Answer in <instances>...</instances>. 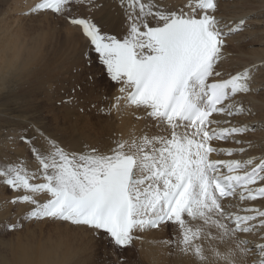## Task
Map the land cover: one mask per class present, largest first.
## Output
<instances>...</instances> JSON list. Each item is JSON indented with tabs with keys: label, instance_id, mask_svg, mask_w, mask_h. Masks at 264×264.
Segmentation results:
<instances>
[{
	"label": "snow or ice",
	"instance_id": "snow-or-ice-1",
	"mask_svg": "<svg viewBox=\"0 0 264 264\" xmlns=\"http://www.w3.org/2000/svg\"><path fill=\"white\" fill-rule=\"evenodd\" d=\"M73 2L41 0L31 12L64 15ZM120 4L126 23L119 37L103 32L91 19H66L82 27L110 80L119 85L121 95L113 98V106L119 109L123 99L125 106L145 110L166 125L170 135H145L127 150V142L116 141L105 152L92 148L83 153L66 151L49 139L50 148H32L39 165L35 171L22 165L0 168L3 183L19 193L11 202L32 205L26 220L68 222L109 238L117 248L131 245L134 232L172 224L179 237L162 243H174L179 253L193 256L198 264H264V243L256 245L258 258L250 260L249 241L237 235L253 232L257 225L250 222L258 218L264 229V211L248 208L244 211L249 214L240 215L232 211L233 204L223 202L237 189L241 201L264 197V157L259 162L212 158L213 153L231 156L245 151L212 143L241 144L236 134L248 131L246 125L213 116L233 117L245 111L235 97L251 90L253 69L231 75L221 68L224 37L242 30L244 21L225 31L212 14L217 0H188V11H169L144 0ZM89 79L94 80V74ZM37 193L50 196L38 200ZM190 220L202 224L193 227ZM22 227L19 222H4L12 231Z\"/></svg>",
	"mask_w": 264,
	"mask_h": 264
},
{
	"label": "bare ground",
	"instance_id": "bare-ground-1",
	"mask_svg": "<svg viewBox=\"0 0 264 264\" xmlns=\"http://www.w3.org/2000/svg\"><path fill=\"white\" fill-rule=\"evenodd\" d=\"M0 1H2V5H0V7L1 6L3 7L0 9V53H3L2 56H0V60L2 59V61L7 62V60L9 59L8 63L0 64V74H2V72H4V71L5 72L8 70L10 71V69H11V71L14 70V74H12L13 72L10 71L11 73L9 72L10 74L6 75L7 74V72H6L5 75L7 77L5 76L6 77L5 78L2 76L3 81H1V78H0V81L2 82V84H1L2 86H0V90H2V89H6V86L4 87V85H3L4 83L9 82V80L13 79V77H15V75L16 76L18 75V73H16V72H18L22 68H29L32 65H38L39 64V63L36 64V60H38L39 57L41 58V55L44 54V50L42 51V49H41L42 48L41 42L45 41V40H43V38L39 37V39H42L43 41L41 40V42L39 43V41H40L39 40V41H37L38 42V44H37L33 40H37L38 38L34 39V37H33V39L29 40L28 39L29 36L27 38H25V35L22 38L17 37L13 33V31L11 30V26H9L10 24L8 26L5 24L7 22V20H9V18L11 21L13 19L25 20V18L35 17V16L36 17L37 16L53 17V16H55V12L50 11V10H46V11L40 10L38 13H32L31 11H29V10H32L37 4H39L41 2V0H24L25 3L23 0H0ZM96 2H97L96 4H98V3H100V0H96ZM103 2H105V4H103L101 7H99L97 9L100 20L94 19V18H92V16L90 17V16H79V15L77 16L76 15V16H71V17H74V18L82 17L85 19H91L98 26L101 27L103 32H106L108 34H114V35H117L119 37L125 31V23H126V21H125V9L120 5V0H106V1L103 0ZM144 2H154L157 7H163L169 11H178L181 8H183L184 11H188V8L186 7L188 0H144ZM107 4H110V5H107ZM217 4H218L217 10L212 14L221 22L222 25L225 26V31H227L229 27H236L237 25H239L241 20L244 21V26H243L242 30H239L237 32H234L231 35L224 37L225 43H224V47L222 49V53H223V57H224L222 64H221L222 70L228 74H231V75H234L236 72L242 71L245 68H252L253 71L251 74L252 79L249 82L251 90L248 93L237 94V96L235 97V99L240 102L237 106L243 107L245 109V111L242 113H236L233 117H226L222 114L221 115H214V117L216 119H219L221 121L229 120L231 123H238L240 125H246L248 127V131L245 133L236 134V139L242 141L241 144L235 143L234 140H228V141H214V142H212L213 145L216 147H221V148L243 147L245 149V151L242 153L241 152L233 153L231 156H229L226 153L225 154L213 153L212 158L213 159H240L242 161L247 160L249 158H255V162H259L260 158L264 157V0H217ZM28 12H30V13H28ZM6 18H7V20L5 21ZM22 20H21V22H23ZM52 21H50V22L54 23ZM2 22H4V23H2ZM50 24L48 25L49 28H51L50 26H52V24L51 25ZM63 24H65L64 28L66 29V32H63V30H62L63 27L58 28V26L56 27L55 25H54L55 29H57V30H55L54 32L58 31V33H57L58 39L63 41V43L65 45L69 46L68 50L66 51L67 52L66 54L75 53L76 55H79L81 57L84 52H86V51L90 52L91 49L93 51V47L90 45L88 38L83 33L81 26L73 25L72 23H70L69 19H65ZM54 26H53V28H54ZM25 31L26 30L24 29V32ZM30 38H31V35H30ZM54 38H53V40H54ZM53 40H51V41L53 42ZM56 47H58V46H56ZM56 47L55 48L53 47V48L56 50ZM47 51H54V50L53 49H51V50L47 49ZM53 53H51V54L54 57V55H56L57 53H55V54H53ZM42 56H44V55H42ZM58 56H60V55H58ZM15 58L18 59V63H13ZM47 59H48V57L46 56V58L42 60L43 62L42 61L40 62L41 67L46 68L47 65H49ZM50 62H52V61H50ZM43 65H45L46 67ZM69 66H70V64H69ZM98 68H102V67L99 65ZM25 70L23 69V71H25ZM33 74H34V70H33ZM49 74H51V73H49ZM23 77H25V76L23 75ZM225 78H227V76H225ZM17 81H18V79H17ZM30 85H31V83H30ZM107 85H108L107 86V99L110 103L107 105V107L110 108L111 111L107 116V119H109L107 121V123H105V124L101 123L99 126V128H101L103 130V133L104 132L107 133V131H111V132L112 131H114V132L118 131V132L123 133L124 135L129 134L130 137H132V140L136 141V142H139L141 137H143L145 135H147L149 137L158 136V135H164V136L170 135V129H168L166 125L158 124L157 121H155L153 118L148 117L145 110H143L141 108H137L134 105L125 106V101L123 99L120 101V108L119 109L114 107L113 105L115 104V100L113 98L121 95V93H119V91H118L119 85H117L116 82H112L110 80V77L107 79ZM7 88H8V86H7ZM4 91L0 92V100H3V101H0L1 109L4 107L3 104H7L12 99L10 97L11 95L8 94L7 92L4 93ZM20 102H21V100H20ZM28 106L29 105L26 106L27 110H28ZM25 108H23V109H25ZM31 110H32V108H31ZM37 112H39V111H37ZM8 113H9V111H8ZM25 114H26V112H25ZM66 114H69L68 110H67ZM63 117L65 118L68 116H63ZM8 120L9 119H6V121H8ZM105 122H106V120H105ZM34 125H36V124H34ZM36 126H33V127H36ZM220 126L226 127L229 125L221 123ZM46 129L47 128H45V130ZM62 129H64V128H62ZM138 129H139V131H138ZM43 130H44V128H43ZM62 132H64V130ZM17 133H19V132H17V130H13V129L9 128V131L7 132V137H5V135H3V142H5V144H3L1 149L8 150V149H11V148L17 146V148L25 151V147H27L26 145H24V144H21L22 146L18 145V144H20V142L17 138V135H18ZM40 134H42V133H40ZM131 134H132V136H131ZM45 136H47V133H45ZM48 136L50 139L51 136L50 135H48ZM122 136H120V137H122ZM124 137L126 138V136H124ZM56 139H57V137H56ZM122 139H123V137H122ZM124 140H128V139H124ZM130 140H131V138H130ZM37 141H39V140H37ZM107 141H108V143L110 142L109 140H107ZM107 141L102 140L101 146L98 147L99 151L101 150V147L106 146ZM68 142H69V147H68L69 150H66V151H74V152L83 153V152L89 151L92 148H94V145L92 143L85 142V141H82L83 143H81L78 140H76V138L75 139L71 138ZM36 143H38V142H36ZM47 143L48 142H45V145ZM64 143H65V141H64ZM129 143L131 144V141H129ZM59 145H61V144H59ZM249 145H251V146H249ZM43 146H44V144H43ZM13 150L14 149H12V151ZM7 152H9V151H7ZM25 152H27V151H25ZM101 152H105V150L101 151ZM8 154L9 153H7L6 155H8ZM15 154L17 157L18 156H20L22 158L24 157L23 152L19 153V154L18 153H15ZM16 156H15V158H16ZM25 157L28 159V163L25 164V167L27 168V170L35 171L39 166L38 162H36L37 159L35 161L31 156H30L31 157L30 158L29 154ZM0 181L2 182V183H0V228L4 227L5 221L19 222L20 224H22L23 222H27V220L24 219L23 217H24L25 213H27L31 210L32 205L25 203V202L13 204L11 202L13 197L18 195L19 193L13 191L10 187L6 186L3 183L2 178H0ZM40 182H42V181H40ZM35 196L38 200H45L46 201V199L49 198L50 194L37 193V194H35ZM223 202L225 204H227V203L233 204L234 207L232 208V211H235L240 215L249 214V213L244 211V209H248V208H258V209L264 211V198L256 199L255 201H241V200H239V193H238L231 198L225 199ZM47 221H48V219H47ZM258 221H259V218L257 219V221L250 222V223L257 225V228L254 229L253 232H250V233L239 232V233H237V235L241 239H245V240L249 241L248 247H250L252 249V252H253V256L249 257L250 260L258 258L255 255V253L257 252L256 245L264 243V229L259 228ZM30 222H32V224H33L34 221L31 220ZM55 222L58 224L63 223L65 226H68V227H72V228H76V229H82V230L86 231L87 233L92 234L91 230H89L87 228L77 227V226H74L68 222H61V221H55ZM1 225H3V226H1ZM166 225H162L158 229H161ZM232 226L234 227V225H232ZM155 230L156 229L144 231V234L147 236L148 233L154 232ZM81 237H83V236H81ZM1 240H2V238L0 239V242H3ZM91 240L96 241V242L104 241L105 243H107V241L109 239L107 237L101 235L99 237L96 236V238H94L92 236ZM68 241H70V243H68ZM8 242H6V243H8ZM11 242H12V240L10 241V243ZM79 242H80V247H78L77 249L75 246L76 242L73 241V239H71V240L69 239V240H65V241L61 239L56 244L53 243V245H50V246H39L37 248L34 247L29 242H28V244H25L26 242L25 243L23 242L22 244H20V245L18 244L17 246L22 248L24 251H26L28 253H31L32 251H39L41 254H43V256L45 258L69 260V261H71V264H81L82 263L81 259L75 258V256L77 255V257H78V255H80L81 257H84V253L87 249V248H85L84 245H86L89 241H80L79 240ZM213 243H217V242L214 241ZM16 244L17 243H15V245ZM204 244H205L204 245L205 248H207L208 242L204 243ZM218 246L221 248V250H223L224 245L218 244ZM178 257L180 258L181 263L176 262V264H198V261L194 257L193 258H190V257L189 258H183V257H185V255H182L181 253L178 255ZM149 264H168V262L166 260H159V258L156 255H154V256H151V258L149 259Z\"/></svg>",
	"mask_w": 264,
	"mask_h": 264
},
{
	"label": "rangeland",
	"instance_id": "rangeland-1",
	"mask_svg": "<svg viewBox=\"0 0 264 264\" xmlns=\"http://www.w3.org/2000/svg\"><path fill=\"white\" fill-rule=\"evenodd\" d=\"M75 2L69 5L71 11L69 13H65L64 15L55 13V16L53 17L48 16L49 18L44 16H37V17L35 16V17L25 18V20L13 19L11 21L10 18L9 20H7V18L5 19V21L7 20L5 24L7 26L10 24L9 26H11V30L17 37L22 38L25 35V38L29 36L28 37L29 40L33 39V37L34 39L38 38L37 40H33L37 44H38L37 41L40 40L39 41L40 43L42 40L39 39V37L43 38V40L45 41L42 40L43 41L41 42L42 45L41 44L40 45L42 47L41 48L42 51L44 50V54L42 55H44L45 57L41 55V58L39 57V59L36 60V64L39 63L38 65H32L29 68H22L21 70L16 72L18 73L17 76L15 75L16 78L13 77V79L9 80V82L3 84L4 87L6 86L7 90L6 89L0 90V92L5 90L4 93L7 92L8 94L11 95L10 97L12 98L7 104H3L4 107L2 109L0 106V120H1L0 121V142H1L0 168L6 166H15V165L25 166V164L28 163V159L25 156H27L28 154L29 157L31 156L36 161V156L33 153L32 148L33 147L49 148L50 145L48 143L46 144L47 146L45 145V142H48L49 140L48 135L51 136L50 139L53 138L54 140L57 141V143L61 144L60 146L65 148V150H69L68 141L71 138L74 139L76 138V140H78L81 143H83L82 141L90 142L94 145V148L97 149L98 151H99L98 147L101 146L102 140H106V141L109 140L111 143L110 142L108 143L107 141L106 146L101 147L100 151H104V150L106 151L111 147H114L116 141L127 142L126 149H127V145H130L129 141H131V143L133 142L132 137H130L129 134L124 135L123 133L118 131L115 132L112 131L113 133L111 131H107V133L106 132L103 133V130L99 128L101 123L105 124L109 120L107 119V116L110 112L107 111V109H109L107 105L110 103L108 99L106 100L104 99V97L107 96V86H108L107 79L109 78V76L104 70L98 54L94 53L92 49L90 50V52H87L88 53L87 57L85 56V52H84L81 56L82 58L79 55H76L75 53L66 54L67 53L66 51L68 50L69 46L65 45L63 41L58 39V35H57L58 31L54 32L55 30H57L55 29V26L56 27L58 26V28L63 27L62 28L63 32H66V29L64 28L65 24H63L66 19V16H76V15L90 16V17L92 16V18L100 20L97 9L101 7L103 4H105L103 0H100V3L98 4H96L97 3L96 0H93L92 4L88 3V0H75ZM0 5H2V1H0ZM97 5H101V6L97 7ZM1 8L3 7L1 6L0 9ZM21 20L23 22H21ZM50 21L54 23H51ZM48 23L52 24V26H50L51 28H49ZM24 29L26 30L25 32ZM51 40H53V42ZM53 47L54 48L56 47V50ZM47 49L48 50L53 49L54 51H47ZM51 53L53 54L57 53V54L54 55L53 57ZM2 54L3 53H0V56H2ZM46 56L48 57L47 60L49 65H47V67L43 65L46 67L43 68L41 67L40 62L43 59H45ZM8 61L9 59L7 60V62L2 61L1 59L0 64L8 63ZM13 63H18V59L15 58ZM68 63L70 64L71 67L69 66ZM99 65L102 68H98ZM23 69L26 70L23 71ZM33 70H34V74H33ZM10 71L9 70L6 71L7 74L5 71L2 72V74H0L1 81H3L2 76L5 77L6 75H9L11 72H13L12 74H14V70H12L11 72ZM90 74H94V80L89 79ZM23 75L25 77H23ZM1 81H0V86H2ZM70 98H72L73 100L72 103L68 102ZM27 105H29L28 110L26 107ZM101 109H105V111H101ZM67 110L69 111V114H66ZM63 116H68V117L64 118ZM6 119L9 120L6 121ZM34 124H36L37 126ZM9 128L13 130H17V132H19L17 133L18 134L17 138L20 142V144L18 145L21 144L26 145L27 147H25V151L27 152L17 148V146L8 150L1 149L3 144H5V142H3V135L7 137V132L9 131ZM45 128L47 129L45 130ZM63 130L65 133L62 132ZM44 132L47 133V136H45ZM120 136H122L123 139ZM124 136H126V138ZM21 137L26 138V141ZM124 139H128L129 141ZM29 141H31V143ZM12 149L14 150L12 151ZM14 152L18 154L23 152L24 157L23 158L20 156L17 157ZM7 153L9 154L6 155ZM0 183L2 182L0 181ZM25 215L26 213L24 214V216ZM33 221H34L33 224L28 220L27 222H23L22 223L23 227L18 231H12L10 229H5L4 227L0 228V239L2 238L1 241H3V243L9 241L8 243H10V241L12 240L11 243L12 244L17 243L16 245L18 244L20 245L23 242L24 243L26 242L25 244H28L29 242L34 247L37 248L39 246H50L53 245V243L56 244L61 239L64 241L73 239V241L76 242L75 245L76 249L80 247L79 240L89 241L87 244L85 243L86 245H84L85 248H87L85 251L86 254L84 253V257H81L80 255H78V257L77 255L75 256V258L81 259L82 261L81 264H118L119 261H122L123 264H149V259L151 258V256L154 255H156L159 258V260H166L168 264H176V262L181 263V260L178 257L180 253L177 251L175 244L162 243V241H174L177 237H179L180 235L179 229L174 228L172 224H167L161 229H156L154 232L148 233L147 236L144 234V231L143 233L139 231L134 232L133 233L134 238L131 245L124 248H117L114 246V243L110 241L109 238L107 243H105L104 241L101 242L92 241L91 240L92 236L96 238V236L93 235V233L89 234L82 229H76L65 226L63 223L58 224L55 222V220L48 219L47 221V219H42L39 222L38 221L36 222L35 218H33ZM189 223L193 227L200 226L202 224V222L199 220L196 221L190 220ZM209 230L212 231L213 234L216 231L215 229H209ZM80 235L83 237H81ZM154 240L155 243L153 242ZM68 243H70V241H68ZM203 243H207V242L204 241ZM189 257L193 258V256L191 255L190 256L185 255V257L183 258H189Z\"/></svg>",
	"mask_w": 264,
	"mask_h": 264
},
{
	"label": "clouds",
	"instance_id": "clouds-1",
	"mask_svg": "<svg viewBox=\"0 0 264 264\" xmlns=\"http://www.w3.org/2000/svg\"><path fill=\"white\" fill-rule=\"evenodd\" d=\"M0 264H71V261L45 258L39 251L28 253L15 244L0 242Z\"/></svg>",
	"mask_w": 264,
	"mask_h": 264
}]
</instances>
